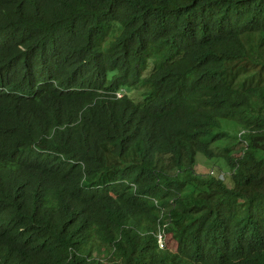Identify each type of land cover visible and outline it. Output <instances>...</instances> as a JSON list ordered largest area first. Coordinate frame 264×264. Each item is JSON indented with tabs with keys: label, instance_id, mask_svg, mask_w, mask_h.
<instances>
[{
	"label": "trees",
	"instance_id": "16d2710c",
	"mask_svg": "<svg viewBox=\"0 0 264 264\" xmlns=\"http://www.w3.org/2000/svg\"><path fill=\"white\" fill-rule=\"evenodd\" d=\"M0 264H264V0H0Z\"/></svg>",
	"mask_w": 264,
	"mask_h": 264
},
{
	"label": "rangeland",
	"instance_id": "374dc122",
	"mask_svg": "<svg viewBox=\"0 0 264 264\" xmlns=\"http://www.w3.org/2000/svg\"><path fill=\"white\" fill-rule=\"evenodd\" d=\"M222 125H223V129L226 130V132H228L232 138L237 139L239 137V132L234 122L225 120V121H222ZM240 154H241L240 148L237 150H234L233 153L230 155V159L234 160ZM197 159H198L197 163H198V168H199L198 172H207V171H210V169L212 168H215L217 171H219L220 167L222 169H226L224 167L223 162L210 161L206 159L203 155H198ZM228 177L229 176H226V182L230 184V179ZM168 247L170 248V250H175L176 244L171 241H168Z\"/></svg>",
	"mask_w": 264,
	"mask_h": 264
},
{
	"label": "clouds",
	"instance_id": "9594fccd",
	"mask_svg": "<svg viewBox=\"0 0 264 264\" xmlns=\"http://www.w3.org/2000/svg\"><path fill=\"white\" fill-rule=\"evenodd\" d=\"M118 96L121 97V94L119 93ZM216 171L217 170L215 168H212L210 169L209 174L213 176L217 175L221 180H226V176H228L227 172L225 173L224 171L219 170L220 173L217 174Z\"/></svg>",
	"mask_w": 264,
	"mask_h": 264
},
{
	"label": "built area",
	"instance_id": "2783aa9c",
	"mask_svg": "<svg viewBox=\"0 0 264 264\" xmlns=\"http://www.w3.org/2000/svg\"><path fill=\"white\" fill-rule=\"evenodd\" d=\"M158 244H159L160 248L166 247L165 239L163 238V236L161 234L158 236Z\"/></svg>",
	"mask_w": 264,
	"mask_h": 264
}]
</instances>
